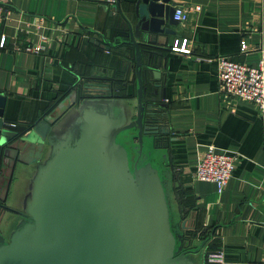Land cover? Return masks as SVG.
I'll use <instances>...</instances> for the list:
<instances>
[{"label": "crops", "instance_id": "1", "mask_svg": "<svg viewBox=\"0 0 264 264\" xmlns=\"http://www.w3.org/2000/svg\"><path fill=\"white\" fill-rule=\"evenodd\" d=\"M112 1L0 0L9 9L0 17V34L6 35L0 48L5 124L25 129L84 83L87 91H93L88 96L112 99L110 94L119 88L120 94L133 96L132 79L127 88L115 84L126 67L118 48H103L106 40L115 42L123 25ZM173 1L188 10V18L171 27L175 35L160 37L167 47L162 50L166 67L160 68L166 87L160 127L167 133L152 147L158 150L153 154L158 165H152L164 185L172 224L181 227L184 221L185 229L203 227L209 234L214 229L211 243L190 255L194 264H206L208 253L217 250L224 264H264V119L252 103L224 97L216 76L220 57L257 64L264 48V0ZM126 2L121 0L122 7ZM41 35L47 37L44 42ZM183 38L188 40L189 54L171 50L174 40ZM26 43L41 44V53L24 51ZM104 81L114 82L112 91ZM99 85L105 88L103 93ZM103 108L95 107L94 113ZM78 116L79 110L70 109L62 125L78 126ZM208 145L234 156L232 174L221 193L195 177L198 158ZM35 164L15 171L6 202L10 207L22 201ZM17 175L25 180L23 186H18ZM14 217L13 211L0 206V233H7Z\"/></svg>", "mask_w": 264, "mask_h": 264}, {"label": "water", "instance_id": "2", "mask_svg": "<svg viewBox=\"0 0 264 264\" xmlns=\"http://www.w3.org/2000/svg\"><path fill=\"white\" fill-rule=\"evenodd\" d=\"M112 2L123 25L115 42L106 40L103 48H118L126 63L123 87L130 79L135 86L131 98L88 96L92 91L84 83L52 112L16 130L4 123L0 94V200L15 213L13 226L0 233V264H194L190 255L214 233L199 244L184 238L185 222L172 224L157 168L142 164L151 154L143 152L144 137L154 147L167 133L160 127L166 107L160 68L166 67L167 49L160 37L176 34L171 27L178 24L177 2L127 0L124 7L121 0ZM98 106L103 112L95 114ZM72 108L80 111L78 126L62 125ZM125 131L127 141L120 138ZM35 162L22 201L10 207L15 171Z\"/></svg>", "mask_w": 264, "mask_h": 264}, {"label": "built area", "instance_id": "3", "mask_svg": "<svg viewBox=\"0 0 264 264\" xmlns=\"http://www.w3.org/2000/svg\"><path fill=\"white\" fill-rule=\"evenodd\" d=\"M194 9L199 10L200 6L196 5ZM1 12H4L6 15L9 13V9L4 8L0 2V17L3 16ZM173 18L178 20V22L186 21L188 18V10L175 7ZM46 39V36H40L42 42ZM5 44L6 35L1 33L0 48H4ZM22 47L24 51L34 54H39L42 51L41 44L31 45L26 43ZM240 49L242 51L246 49V42L243 39L240 41ZM171 50L189 54L190 48L188 40L186 38L174 40L171 45ZM216 76L218 90L224 97H239L252 103L256 107L259 116L264 119V48L260 50L259 60L255 65H246L227 57L218 58ZM6 125L15 127L14 123ZM233 159V155L220 152L214 146L208 145L198 158L195 167L196 179L212 183L216 191L221 193L232 174L234 168ZM205 263L224 264L222 252L219 250L209 252L206 256Z\"/></svg>", "mask_w": 264, "mask_h": 264}, {"label": "trees", "instance_id": "4", "mask_svg": "<svg viewBox=\"0 0 264 264\" xmlns=\"http://www.w3.org/2000/svg\"><path fill=\"white\" fill-rule=\"evenodd\" d=\"M103 83H107V82H103ZM111 83H114V82H111ZM107 84H109V82L107 83ZM115 84H117V85H119L120 87L122 86V84H123V81H121V80H119V81H117ZM105 86H106V84H105ZM114 88V87H113ZM118 89V88H117ZM119 89H121V88H119ZM117 90L115 93H116V95H120V96H124V94H120L121 92H120V90ZM14 128H16V127H14ZM146 160H144L143 162H142V164L145 162ZM178 193H179V191L178 190H176V192H175V195H178ZM179 196V195H178ZM3 204H4V201H1L0 200V206H3ZM184 238H187V240L189 239V238H191V239H195V238H200V239H202V240H204V239H206L207 237H208V235H209V233H208V231H207V229L206 228H201V227H198V228H192V229H185L184 230ZM211 239H209V240H207V243L206 244H210L211 243V241H210ZM205 244V245H206ZM204 245V246H205Z\"/></svg>", "mask_w": 264, "mask_h": 264}, {"label": "rangeland", "instance_id": "5", "mask_svg": "<svg viewBox=\"0 0 264 264\" xmlns=\"http://www.w3.org/2000/svg\"><path fill=\"white\" fill-rule=\"evenodd\" d=\"M150 146H151V148H150ZM152 147H153V143L151 142L150 138L144 137L143 152L146 153V151L149 152L150 150H152V155L151 156L147 155L146 157H143V158H144V160L150 161L153 165L157 166L158 162L154 159L153 154L156 153L158 150L154 149ZM16 177H17L18 186H23L25 184V180L18 175Z\"/></svg>", "mask_w": 264, "mask_h": 264}, {"label": "flooded vegetation", "instance_id": "6", "mask_svg": "<svg viewBox=\"0 0 264 264\" xmlns=\"http://www.w3.org/2000/svg\"><path fill=\"white\" fill-rule=\"evenodd\" d=\"M120 135H121L120 138H121L123 141H127L125 138H130V132H129V131H125V132L121 133Z\"/></svg>", "mask_w": 264, "mask_h": 264}]
</instances>
